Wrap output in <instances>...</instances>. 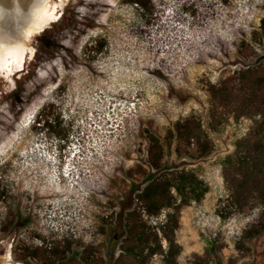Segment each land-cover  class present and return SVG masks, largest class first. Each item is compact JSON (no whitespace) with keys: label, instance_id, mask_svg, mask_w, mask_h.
<instances>
[{"label":"rangeland","instance_id":"1","mask_svg":"<svg viewBox=\"0 0 264 264\" xmlns=\"http://www.w3.org/2000/svg\"><path fill=\"white\" fill-rule=\"evenodd\" d=\"M58 3L60 19L42 37L55 48L46 51L36 35L25 43L34 51L25 72L13 83L0 79V256L42 264L23 250L67 242L71 252L59 264H84L74 257L89 248L94 258L116 260L121 214L135 207L138 168L148 170V134L163 141L195 118L212 154L196 159L183 148L179 155L174 143L163 161L209 188L181 213L179 264L206 254L207 264H264V234L243 240L263 222L264 206L219 215L231 195L224 162L262 119L237 118L235 110L215 132L209 93L241 70L264 78V0H152L151 17L124 0L50 4ZM49 113L63 137L44 127ZM147 264L164 262L155 256Z\"/></svg>","mask_w":264,"mask_h":264},{"label":"trees","instance_id":"2","mask_svg":"<svg viewBox=\"0 0 264 264\" xmlns=\"http://www.w3.org/2000/svg\"><path fill=\"white\" fill-rule=\"evenodd\" d=\"M124 1L136 6L144 17L154 15L152 0ZM146 23L150 24L147 20ZM46 32L38 37V42L46 51H52L54 44L42 40ZM103 48V44H100L99 51ZM257 74L258 69L241 70L220 85L209 87L211 130L216 132L223 119L235 110L238 112L237 118L260 116L262 119L252 137L238 141L234 154L224 162V179L231 195L227 206L219 211L223 220H227L230 215L227 209L237 212L255 204L264 206V78ZM250 91L253 93L241 105V98H246L242 97L243 93L249 94ZM41 121L45 128L63 137L57 130L61 123L53 118V114L49 113L44 119L42 117ZM147 140L148 170L138 168L141 181L131 191L135 194V207L122 212L120 234L114 238L121 251L119 257L108 261L102 257L94 258L92 248H89L85 255L75 254V260L84 264H147L155 256H161L164 264H179L182 247L177 243L176 233L180 229L181 213L192 203H201L209 188L193 171L165 168V153L166 150H172L176 143L175 152L179 155L183 148H187L189 151L185 153H190L191 157L207 158L213 152V143L201 122L195 118L178 122L163 141L150 133ZM163 214V221L154 225L152 221ZM262 234L264 220L243 234V240L251 241ZM43 245L45 247L25 248L24 258L31 257L42 264H59L65 262L71 252V244L67 242ZM238 247L242 248L240 245ZM207 257V254L205 257L196 256L192 264H207Z\"/></svg>","mask_w":264,"mask_h":264},{"label":"bare ground","instance_id":"3","mask_svg":"<svg viewBox=\"0 0 264 264\" xmlns=\"http://www.w3.org/2000/svg\"><path fill=\"white\" fill-rule=\"evenodd\" d=\"M51 1L0 0V79L13 83L14 77L25 72L26 58L34 53L25 43L60 19L62 7L51 6ZM13 262L0 257V264Z\"/></svg>","mask_w":264,"mask_h":264},{"label":"flooded vegetation","instance_id":"4","mask_svg":"<svg viewBox=\"0 0 264 264\" xmlns=\"http://www.w3.org/2000/svg\"><path fill=\"white\" fill-rule=\"evenodd\" d=\"M9 250L6 251V253L8 252ZM12 254L10 253H7L5 256H0L1 258H5V257H10V260L13 262V257L11 256ZM14 263V262H13ZM15 264V263H14Z\"/></svg>","mask_w":264,"mask_h":264},{"label":"clouds","instance_id":"5","mask_svg":"<svg viewBox=\"0 0 264 264\" xmlns=\"http://www.w3.org/2000/svg\"><path fill=\"white\" fill-rule=\"evenodd\" d=\"M41 125V124H40ZM64 177H65V175H64Z\"/></svg>","mask_w":264,"mask_h":264}]
</instances>
